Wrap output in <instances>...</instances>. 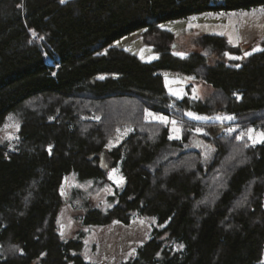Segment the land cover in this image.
Returning <instances> with one entry per match:
<instances>
[{
  "label": "trees",
  "instance_id": "16d2710c",
  "mask_svg": "<svg viewBox=\"0 0 264 264\" xmlns=\"http://www.w3.org/2000/svg\"><path fill=\"white\" fill-rule=\"evenodd\" d=\"M259 6L264 0H0V128L11 115L21 122L16 146L0 143V264H91L81 253L85 231L69 240L58 231L71 173L115 186L109 209L87 202L85 226L130 224L134 213L157 219L153 237L123 264H264V141L247 135L264 130V50L228 59L243 48L198 34L201 50L182 56L176 35L160 27ZM141 29L158 52L152 61L115 45ZM164 71L202 79L213 92L177 97ZM192 139L214 147L209 162L188 147ZM114 168L123 188L110 178ZM165 234L185 248L173 252Z\"/></svg>",
  "mask_w": 264,
  "mask_h": 264
},
{
  "label": "rangeland",
  "instance_id": "374dc122",
  "mask_svg": "<svg viewBox=\"0 0 264 264\" xmlns=\"http://www.w3.org/2000/svg\"><path fill=\"white\" fill-rule=\"evenodd\" d=\"M262 9L264 6L250 10L203 13L185 19L166 21L161 23L160 27L176 35L178 40L175 43V49L181 51L180 53L201 50V47L193 41L198 34L223 35L234 47L244 50L240 53L228 52L227 58L240 57L235 60L241 61L246 57L244 55L246 52L251 53L253 49H260L262 46L264 38ZM144 33V29L138 30L119 39L115 45L125 48L144 60L152 61L158 57V52L152 44L146 42ZM215 58L217 56L213 55L212 59L215 60ZM163 73L169 92L177 97H183L189 89H193V96L206 100L213 92L212 87L202 79H195L184 73L168 71ZM217 117L221 116H214V118ZM150 119L159 120L153 116H150ZM167 122H169L168 118ZM20 123L16 115H11L0 128V143H8L11 147H15ZM173 127L175 128L173 137H176L180 131L176 126L173 125ZM249 129L254 130L251 133L247 130V135L251 137L253 144L264 141V138L260 136L264 133L263 129L257 127ZM132 130L131 125L120 129L115 138L109 142L108 149L123 142ZM188 147L201 149L206 162L210 161L215 151L214 147L199 139H192ZM111 178L119 188L124 187L126 181L120 168L111 169ZM61 192L64 204L57 220L59 234L62 239L69 240L77 237L81 230L85 231L84 247L81 253L91 264H123L137 255L139 247L153 237L154 228L159 226L155 217L140 216L136 213L130 224L116 221L104 226H85L82 219L87 202L102 210L109 209L114 204L110 197L115 194V186L107 185L104 188H97L93 181L79 182L76 174L71 173L65 177ZM163 239L165 245L173 252H179L185 248L184 243L168 239V234H165Z\"/></svg>",
  "mask_w": 264,
  "mask_h": 264
},
{
  "label": "snow or ice",
  "instance_id": "6c2138e0",
  "mask_svg": "<svg viewBox=\"0 0 264 264\" xmlns=\"http://www.w3.org/2000/svg\"><path fill=\"white\" fill-rule=\"evenodd\" d=\"M61 2L63 3L64 0H61ZM261 11H264V9H262ZM257 50H264V49H253V51H257ZM180 55L183 56V53H180ZM225 55H228V54L225 53ZM244 55H245V56H248V55H251V53L246 52ZM231 58H232V59H240V57H231ZM237 66H238V65H237ZM149 115H152L154 118L159 119V120H161V121L167 122V118H166V117H162V116L157 117V116H155L154 114H149ZM189 115H192V114L189 113ZM195 118H196V119H204L203 117H195ZM217 119H220V118L217 117ZM227 119H232V117H227ZM173 123H175V122H173ZM196 131H197V132H200L201 130H200V129H196ZM229 131H232V129H229ZM253 131H254L253 129H248V132H249V133H251V132H253ZM260 136H261L262 138H264V133H261ZM177 138H179V137H177ZM249 138H251V137H249ZM110 178H111V177H110Z\"/></svg>",
  "mask_w": 264,
  "mask_h": 264
}]
</instances>
